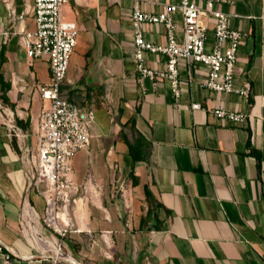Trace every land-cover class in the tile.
Here are the masks:
<instances>
[{"label": "crops", "instance_id": "1", "mask_svg": "<svg viewBox=\"0 0 264 264\" xmlns=\"http://www.w3.org/2000/svg\"><path fill=\"white\" fill-rule=\"evenodd\" d=\"M33 2L0 0V264H264V0L219 6L243 34L236 84L249 80L250 97L202 85L207 69L193 62L180 70L178 101L167 80L140 79L133 0L63 6L79 36L62 91L95 115L90 145L73 159L65 236L45 221V183L32 162L46 103L38 86L51 78L47 57L31 59L19 42L20 32L35 28ZM168 2L179 0L141 6L158 12ZM175 20L181 40L180 12ZM202 20L210 50L213 20ZM144 31L147 40H165L161 24ZM145 61L163 69L166 56L146 51ZM214 108L248 117L218 118ZM138 135L149 149L133 161L128 140Z\"/></svg>", "mask_w": 264, "mask_h": 264}, {"label": "built area", "instance_id": "2", "mask_svg": "<svg viewBox=\"0 0 264 264\" xmlns=\"http://www.w3.org/2000/svg\"><path fill=\"white\" fill-rule=\"evenodd\" d=\"M68 1L34 0L35 28L19 34V42L27 56L31 59L47 57L51 71L50 80L38 86L46 103L39 114L38 141L32 162L36 180L45 183V221L60 236L66 235L60 221H65L67 206L72 201L73 159L76 153L89 147L95 119L92 109L78 106L62 91L79 36L78 25L63 19V6ZM228 1L179 0L176 4L168 2L155 12L144 9L142 0H133L134 60L140 79L147 77L155 84L167 80L178 101L183 87L180 70L188 69L195 62L207 69L202 85L216 92H236L249 98L250 81L245 79L241 85L236 84L237 52L243 34L232 26L230 15L219 7ZM176 12L181 13V40L177 39L180 27L175 20ZM203 16L213 20L214 40L210 50L206 49L208 24L203 22ZM148 23L164 26L163 42L147 40L144 25ZM146 51L165 55V67L149 66L145 61ZM200 107V103L192 104V108ZM213 113L234 122H243L248 117L242 111L227 108H214ZM56 254H62L61 243L56 247Z\"/></svg>", "mask_w": 264, "mask_h": 264}, {"label": "trees", "instance_id": "3", "mask_svg": "<svg viewBox=\"0 0 264 264\" xmlns=\"http://www.w3.org/2000/svg\"><path fill=\"white\" fill-rule=\"evenodd\" d=\"M2 98L6 102L9 101L7 96H2ZM129 123L132 125V128L135 127L133 118L129 121ZM121 135L124 136L123 129L121 130ZM128 143H129L130 154L132 156L133 161L143 160L147 157V154H148L147 151L149 149V143L143 139L141 141V136L139 137V135H138V138L134 142H131L128 140ZM133 177H134L133 182L135 183L136 182L135 176H133ZM146 196H147V199L149 200V202H151L153 204L154 199H153V196H152L148 187H146Z\"/></svg>", "mask_w": 264, "mask_h": 264}, {"label": "rangeland", "instance_id": "4", "mask_svg": "<svg viewBox=\"0 0 264 264\" xmlns=\"http://www.w3.org/2000/svg\"><path fill=\"white\" fill-rule=\"evenodd\" d=\"M59 243H60L59 240L56 241V242H55V247H58ZM62 247L64 248V246H62ZM63 248H62V249H63Z\"/></svg>", "mask_w": 264, "mask_h": 264}]
</instances>
